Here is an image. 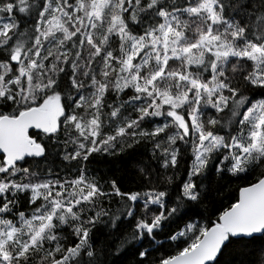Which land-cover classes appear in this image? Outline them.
Listing matches in <instances>:
<instances>
[{"label": "snow or ice", "instance_id": "6c2138e0", "mask_svg": "<svg viewBox=\"0 0 264 264\" xmlns=\"http://www.w3.org/2000/svg\"><path fill=\"white\" fill-rule=\"evenodd\" d=\"M0 264H264V0H0Z\"/></svg>", "mask_w": 264, "mask_h": 264}, {"label": "trees", "instance_id": "16d2710c", "mask_svg": "<svg viewBox=\"0 0 264 264\" xmlns=\"http://www.w3.org/2000/svg\"><path fill=\"white\" fill-rule=\"evenodd\" d=\"M236 183L243 184L244 181H238V182H236ZM236 183H232V184H230L229 187H230L231 189H235V188H236ZM229 194H231V193H229Z\"/></svg>", "mask_w": 264, "mask_h": 264}]
</instances>
